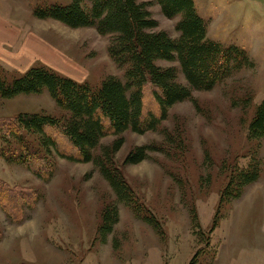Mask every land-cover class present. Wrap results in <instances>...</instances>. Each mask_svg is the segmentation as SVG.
Masks as SVG:
<instances>
[{"label": "rangeland", "instance_id": "374dc122", "mask_svg": "<svg viewBox=\"0 0 264 264\" xmlns=\"http://www.w3.org/2000/svg\"><path fill=\"white\" fill-rule=\"evenodd\" d=\"M71 1L0 0V68L7 81L37 65L94 88L108 76L125 81V67L109 52L110 34L35 15L38 6ZM138 1L147 2L158 29L180 36L181 14L166 17L156 0ZM80 2L90 6L89 0ZM193 2L206 37L243 50L246 64L233 67L210 89L193 90V99L170 107L156 129L123 133L113 161L133 192L128 204L92 161L45 152L36 132L25 131L24 140L0 134V264H264V137L248 133L264 100V0ZM157 64L178 66V61ZM177 80L186 83L180 70ZM20 112L69 115L46 89L0 97V120ZM114 138L108 135L100 145ZM25 144L51 160L48 179L17 159ZM140 145L156 149L139 163H124ZM253 169L258 170L254 181L238 179ZM108 206L116 207L118 216L102 235Z\"/></svg>", "mask_w": 264, "mask_h": 264}, {"label": "trees", "instance_id": "16d2710c", "mask_svg": "<svg viewBox=\"0 0 264 264\" xmlns=\"http://www.w3.org/2000/svg\"><path fill=\"white\" fill-rule=\"evenodd\" d=\"M80 1L38 6L35 15L54 18L74 28L96 26L100 33L110 34L109 52L125 67V81L108 76L94 88L44 65L33 66L7 81L0 68V97L12 98L46 89L56 104L69 114L65 119H58L49 114L20 112L0 120V134L24 140L25 131L36 132L41 136L45 152L54 151L60 157L79 162L92 161L117 197L128 204L133 200V192L113 161L114 154L124 143L123 133L129 129L137 133L156 129L166 119L170 107L193 99V90L212 88L233 67L242 62L246 64L247 58L236 46L225 47L206 37L205 22L197 13L193 0H156L166 17L181 14L176 24L180 31L178 38L158 29V21L152 17L147 2L89 0L90 6L85 7ZM159 60L178 61V66H162L157 64ZM179 70L186 83L177 80ZM248 133L251 138L264 137V100L256 107ZM108 135L114 136V140L109 145H100L101 139ZM23 148L24 154L17 159L37 176L48 179L53 169L48 156L39 154L27 144ZM98 149L100 152L94 154ZM152 149L156 148L136 146L127 153L124 163H139ZM257 177L258 170L253 169L241 172L238 179L251 182ZM14 208L17 212L16 203ZM117 216L116 207L104 208L102 235L112 230ZM145 219L158 229L153 217Z\"/></svg>", "mask_w": 264, "mask_h": 264}]
</instances>
